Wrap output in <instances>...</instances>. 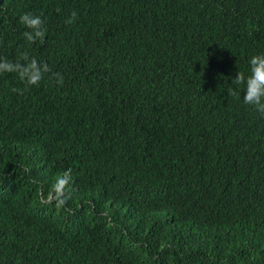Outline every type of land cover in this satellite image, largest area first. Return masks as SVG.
Instances as JSON below:
<instances>
[{
    "label": "trees",
    "instance_id": "16d2710c",
    "mask_svg": "<svg viewBox=\"0 0 264 264\" xmlns=\"http://www.w3.org/2000/svg\"><path fill=\"white\" fill-rule=\"evenodd\" d=\"M23 52L50 71L0 73V264H264V115L227 91L264 0H0Z\"/></svg>",
    "mask_w": 264,
    "mask_h": 264
},
{
    "label": "clouds",
    "instance_id": "9594fccd",
    "mask_svg": "<svg viewBox=\"0 0 264 264\" xmlns=\"http://www.w3.org/2000/svg\"><path fill=\"white\" fill-rule=\"evenodd\" d=\"M76 13H72V19L68 23H72ZM20 23L23 24L30 31L24 32V38L29 43H35L37 39L43 40L45 30L43 28L44 21L40 16H34L31 13H25L19 18ZM20 61L13 63L7 59L0 62V73L15 72L18 74L20 80L26 85H37L44 78V74L49 72V66L46 63L38 62L35 58H30L27 52L20 54ZM59 76V74H55ZM59 82L62 84L63 79ZM236 87L229 88L227 91L230 97L239 98V86L244 85L243 102L245 105L251 106L255 111L264 115V54L253 55L249 61V75L244 76L242 72H238L231 82ZM68 183L67 174L63 178H57L53 183L49 192V199H55L57 206H61L64 200L61 199L63 189ZM53 193L55 194L53 196Z\"/></svg>",
    "mask_w": 264,
    "mask_h": 264
}]
</instances>
